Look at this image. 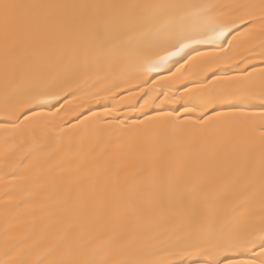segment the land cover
I'll use <instances>...</instances> for the list:
<instances>
[{"label":"snow or ice","instance_id":"1","mask_svg":"<svg viewBox=\"0 0 264 264\" xmlns=\"http://www.w3.org/2000/svg\"><path fill=\"white\" fill-rule=\"evenodd\" d=\"M0 264H264V0H0Z\"/></svg>","mask_w":264,"mask_h":264}]
</instances>
